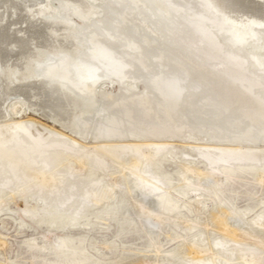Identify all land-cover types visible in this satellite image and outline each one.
Segmentation results:
<instances>
[{"label": "bare ground", "instance_id": "6f19581e", "mask_svg": "<svg viewBox=\"0 0 264 264\" xmlns=\"http://www.w3.org/2000/svg\"><path fill=\"white\" fill-rule=\"evenodd\" d=\"M129 2L136 7L137 11L133 14L143 16L142 26H147L150 18H156L160 24L168 21L171 23L175 16L188 13L193 6L196 11L192 15L193 21L189 20L190 28L202 44L196 45L195 51L188 54L156 48L159 59L154 58V62L159 69L150 78V83L159 96L157 108L162 119L153 120L155 113H152V103L148 97L129 96L128 100L121 99L104 110L108 127L97 129L95 139L103 142L97 146L84 147L64 139H60L62 144L53 143L54 138L43 140L35 136V133L42 132L39 124L38 128H33L29 122H11L8 112L12 110L18 115L22 104L27 103L35 111H51L55 121L80 133V129L85 127L82 117L91 113L96 106V96L90 85L95 86L102 78L110 77L124 82L131 74L133 61L147 69L142 59L146 47L138 45L136 40L131 41L128 34L124 35L120 31L121 26L118 24L129 22L126 16L115 19L111 31L103 26L114 45L112 47L101 42L98 35L88 32L91 51L88 56L85 55L83 64H80L81 53H87L86 45L78 44L80 31L72 25L71 19H44L46 14L56 15L53 7H28L0 21V186H13L12 181L18 183L21 169L30 170L34 174L43 206L40 209L30 207L26 216L56 235L55 239L46 237L44 246L36 240L24 243L30 250L43 253L37 257L41 259L40 264L119 263H113L111 258L113 255L117 258L116 251L120 249L116 241L98 242L88 239L86 235L74 237L67 232L69 229L87 230L93 226L90 211L94 212L93 215L100 223L108 220L106 216L118 214L121 202H114L117 198L113 192L115 183L111 185V191L108 189L110 185L107 188L101 181L92 182L98 170L106 169L104 159L119 162L123 170L129 165L136 168L133 170L137 174L136 187L140 195L136 196V192L130 189H124L123 195L138 205L135 217L147 234L151 235V231L155 233L156 226L168 220L170 213L180 207L181 200L161 190L160 180L152 175L150 166L144 167L143 164L153 165L158 155L174 152L172 139H182L185 133L192 130V126L178 118L179 109L189 93L207 95L199 102L196 111H193V107L191 111L197 114L201 123L198 132L208 137V147H199L197 150L208 164V175L213 178V186L203 189L189 184L186 190H180L181 196L187 197L190 193L199 197L206 193L218 196L215 191L224 184L221 177L229 180L244 171L255 172V180L264 184V46L257 45L252 52L246 50L249 52L246 58L237 50L248 38L250 40L256 36L255 29L264 27V0H195L194 5L190 0ZM94 4L97 3L68 5L73 13L76 12L87 21L98 13ZM214 29L230 36V45L219 44ZM47 57H56L57 63L41 67ZM218 63L225 66L215 72L206 71V65L207 68L214 64L218 67ZM250 66L255 71H250ZM39 68L42 70L37 74ZM169 68L173 69L171 73H168ZM199 72L200 77L196 75ZM193 77H198V81L188 85ZM72 87L81 96H76ZM124 88L129 95L131 88L125 84ZM129 136L148 143L130 142L128 145L122 143L121 146L110 143L124 142ZM77 157L80 168L88 161L93 177H78L70 172L65 179L58 181L53 176L56 170H62L66 160ZM18 158L23 159L22 162H16ZM187 169V173L192 176L201 175L194 166ZM148 195L158 200L156 210L150 211ZM181 206L186 204L182 203ZM214 212L218 219V227L215 229L220 237L205 239L198 235L183 239L182 252L185 250V254H188L185 264H220V260L229 264H264V251L260 249L264 248V231L261 230L264 229V213L253 221L242 219V227L227 221L230 213L227 207L220 205ZM130 216L128 225L123 229L126 234L133 224L131 222L135 221ZM148 219L153 221L151 228L147 226ZM168 223L174 224L176 228L183 225L186 232L198 227L196 221L185 217L175 218ZM178 237L170 238V242L177 241ZM239 238L253 240L254 244L251 245L259 249L260 253L252 249H233L226 244L228 240ZM153 243L157 247V255L144 254L135 260L130 259L131 264H175L169 257L162 256L163 246L159 242ZM0 245L4 247L7 243L0 241ZM229 250L232 253L227 254Z\"/></svg>", "mask_w": 264, "mask_h": 264}, {"label": "rangeland", "instance_id": "374dc122", "mask_svg": "<svg viewBox=\"0 0 264 264\" xmlns=\"http://www.w3.org/2000/svg\"><path fill=\"white\" fill-rule=\"evenodd\" d=\"M190 1H192L194 5L195 0ZM257 1L262 2V0ZM51 7H53L56 15L46 14L44 15V19H62L66 21V19L69 20L70 18L72 25L77 27L78 31H80L78 34V44L80 46L86 45L85 47L87 52L81 53L82 60L80 61V64H83L86 56H88L87 54L91 51V47H89L90 36L88 32L91 31L93 34H96V36L98 35L101 42L112 47L114 45L111 44L110 38L103 28L108 27L111 31L112 22H114L115 19L126 16L130 23L121 22L118 24L121 26L120 31L124 33V35L128 34L131 41L136 40L138 41V45L146 47L143 50L142 59L145 61L144 64H146L147 69L140 66L138 62L133 61L134 69H131V74L128 75V79L124 82L121 83L118 78L110 77L102 78L98 81L97 85H95L96 87L90 85L93 89L94 97L96 96L94 98L96 99V106L93 108L91 113H87L82 117V123H84L85 127L80 129V133L78 131L70 130L55 121L53 115H51V111H35L27 103L22 104L18 115H15L12 110L8 112L10 119H12L11 122H29L33 128L40 127L42 132L35 133V136H40L43 140L54 138L53 143L62 144L63 141L60 139H64L69 143L77 142L84 147H89L103 144V142H99L101 140L95 139V135L98 128L108 127L104 110L112 104L118 103L121 99L128 100L129 96L148 97L152 103V113H155L153 114V120H155V118L162 119V115L157 108V103L160 99L150 83V78L154 76L157 69H159L156 66L158 64L154 62V58L159 59L156 48L166 49L168 51L178 50L183 54H188L191 51L194 52L196 47L202 44L200 38H197L196 34L190 28V22L193 21L192 19L194 17H192V15L196 11L195 8L192 6L191 10H188V13L175 16L173 22L171 21V23L168 21L165 22V24H160L159 20L156 18H150L147 26H142L143 16L141 17L133 14L137 10L135 5L129 2V0H104L103 2L94 4L98 13L95 17L87 21L83 20L76 12L73 13L69 5H53ZM120 21H122V19L119 20V22ZM142 31L143 34L141 33ZM254 34H256V36H252L250 40H248V38L245 41L246 43L244 42L243 45L237 47L240 55L244 58L249 56L247 54L249 52L247 51L252 52L255 50V46H264V27L255 29ZM214 35L219 44L224 46L230 45V36L215 29ZM262 57L264 59V53H262ZM56 63V57H47L44 59L41 67L45 68V66H53ZM207 66L208 65L205 66L207 72H215L225 66V64L223 65V63H218V67L217 64L209 65L208 68ZM172 68L168 69V73H171V70H173ZM41 70L42 69L39 68L36 70V73L40 74ZM250 71H255L252 66H250ZM196 75L199 77L201 76L200 72ZM193 78L192 80H189L188 85L197 82V79H199L198 77ZM124 84L126 87L131 88L129 95L126 94ZM73 89L76 96H81L77 89ZM204 96L206 97L207 95L205 93H189V95L185 97L186 99L184 98L179 109L178 118L184 123H187L189 126H192V130L190 133H185V136H183L182 139H172L171 143L174 146L175 151L169 152L165 155H158L153 165L143 164L144 167L150 166V172L152 175L160 180L159 183H161L162 186L159 188L161 190H163L166 194L168 193L172 198L181 200L180 203H185L186 206H181L180 204L178 209H175L174 212L170 213L171 217L157 225L155 233L151 231V235H149V233L147 234L146 230L141 227L140 222L135 217L138 213V205L134 203L133 199L128 196L125 198L123 195L124 189H130L136 192V196L140 195V192L136 187V183L138 181L136 178L137 174L135 175V171L133 170L136 168L133 165H129L123 170L119 162L104 159L106 169H102L103 171L98 170V172L94 175L96 178L93 179L94 177L90 172L88 161H85L84 166H81L80 168L78 157L71 160L65 159L66 161L62 165V170L57 169L56 173L53 174L58 181L65 179L66 175L73 172V174L78 177L82 175L93 177L92 182L93 180L99 182L101 181L104 187L108 188L107 185H110L108 189L111 191L113 189L111 185L115 183L113 192L114 196H117V198L114 202L115 204L116 202H121L117 215L111 217L106 216L105 218L108 220L100 223L93 215L94 212L90 211L89 216L91 220L94 221L93 226L88 227L87 230L86 228L79 230L69 229L67 230L68 235L74 237L86 235L88 239H94L98 242L103 240H107L109 242L116 241L120 244V249L116 251L117 258H115L114 255L111 256L113 263L119 262L118 264H131L130 259L135 260L144 256V254H148L149 256L157 255V247H155L153 243V241H155L159 242L163 246V248H161V251L163 252L162 256L165 258L169 257V259L175 264H185L188 254H185L187 253L185 250L182 252L184 249V246H182L184 241L183 239L187 240L198 235L204 236L205 239H218L220 237V233L215 229L218 227L216 226L218 219L216 218L214 212L220 205L227 207L230 211L227 221L242 227H244V221L242 219L253 221L256 217L264 213V184L255 180V172L253 171L240 172L239 174H235L232 179L229 180H225L224 177H221L220 180L223 181L224 184L216 189L215 192L218 196L210 193H206L204 196L200 197L196 196L194 193H190L187 197L181 196L180 190H186V188L189 187V184L199 186L203 189L205 187L213 186L211 181L213 178L211 175H208V164L197 150L199 147H208V137L207 135L200 134L198 132V128L201 123L198 121L196 116L197 114L191 111L192 107L195 108L193 111H196V107H199L198 104ZM130 142L135 144L148 143L145 140L132 138L131 136H129L124 142L115 141L110 143L121 146L122 143L128 145ZM262 146L264 147V143ZM19 160L22 162L23 159L18 158L16 162ZM93 165L96 166L95 162ZM191 166L198 168L201 175L192 176L187 173V167ZM140 171L141 168L139 169V172ZM19 172L21 173H19L18 179L20 181L18 183H14L12 181L13 186H0V191H2V195L0 196V241L7 243L4 247L0 245V264H40L41 259H37V257L43 253L37 250H30V248L24 243L30 240H36L40 245L44 246L45 242L43 243V241H45L46 237L49 236L51 239H55L56 235H54V233L46 226L37 225L29 216H26V211L27 209H30V207H37L40 209L43 206V200L38 196V183L34 179V174L30 170L27 171L26 169H21ZM148 196L150 211L156 210L158 200L155 197H152V195ZM199 201L201 204H198ZM129 214H131L130 219H134L135 221L131 222L133 224L129 227V232L126 234L123 233V229L128 225ZM183 217L191 221H196L198 223V227L190 232H186L183 229V225H181L180 228H176L174 224L168 223L175 218ZM146 223L147 226L151 228L150 225L153 221L148 219V222ZM261 230L264 231L263 228ZM156 231H161L162 233L160 234V232ZM177 235L180 236L177 238L178 240L170 242V238H175ZM226 244L233 249L242 251L252 249L256 253H260L259 249L255 248L254 245H251L254 244L253 240H244L239 238L238 240H228ZM123 245L126 248L123 249ZM180 247L182 249H180ZM260 249L261 251H264V248ZM171 252H175L174 255L167 256V254ZM229 253H232V251H227V254ZM50 257L52 258L53 256ZM219 263L229 264L230 262L220 260Z\"/></svg>", "mask_w": 264, "mask_h": 264}, {"label": "water", "instance_id": "95a60500", "mask_svg": "<svg viewBox=\"0 0 264 264\" xmlns=\"http://www.w3.org/2000/svg\"><path fill=\"white\" fill-rule=\"evenodd\" d=\"M103 1L104 0H0V21L28 7L99 3Z\"/></svg>", "mask_w": 264, "mask_h": 264}]
</instances>
